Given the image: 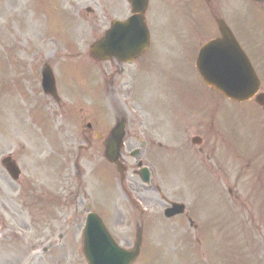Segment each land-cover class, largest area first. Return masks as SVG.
Instances as JSON below:
<instances>
[{
    "label": "rangeland",
    "instance_id": "1",
    "mask_svg": "<svg viewBox=\"0 0 264 264\" xmlns=\"http://www.w3.org/2000/svg\"><path fill=\"white\" fill-rule=\"evenodd\" d=\"M120 2L122 3L121 0ZM203 2L209 11L205 15L201 13L203 9H200L194 22L190 21V15L192 11L194 15L199 9L193 8L191 3L188 4V0H161L160 5L162 3L164 8L159 11L158 4H155L151 12V28L155 30L156 21L159 28L155 32L157 41L173 40L177 44H183L193 36L195 43L207 41L209 35L204 31L210 28L208 18H211L212 14L226 19L237 36L250 33L258 46H262L264 1ZM189 5H192V11ZM178 6V10L189 19L170 24L173 20L172 11ZM67 10L70 11L69 8ZM59 17L57 8L48 7L47 3L44 5V0H0V161L6 156H11L21 171L19 180L14 182L0 165V264H87L81 250V232L89 209L98 212L105 223L108 222L112 235L121 241L124 248L131 249L134 244L136 230L130 222L137 218V213L129 208L125 194L116 185L117 180L111 189L110 205L107 207L105 204L106 161L103 159V153L94 150H68L59 146L63 138L70 142V136H77L86 122L92 120H84V125L78 122L70 132H62L61 119L51 113L54 105L46 104L44 97L39 94L41 89L35 73L42 59L53 64L55 50H63L59 43L54 44L45 39L61 32ZM99 28H106V21L75 22L71 30L75 33L73 41L78 57L71 66L73 68L64 64V69H59L62 75L65 73L64 78L61 77V82L65 85L75 87L77 82L84 85L83 81H97L92 88L95 99L91 98L89 109L85 108V113L80 115L90 114L93 118L106 119V64L95 66L83 57L92 39L97 37L96 29ZM184 31L191 38L180 33ZM192 31L198 35H193ZM43 35L48 36L44 38ZM182 51H178L177 57L169 58L173 60L174 67L185 70L188 80L183 87L187 94L195 85L196 78L193 70L187 69V46L182 47ZM157 52L163 51L159 49ZM262 78L260 91L264 92V72ZM74 100L76 106L81 102L83 104L80 98ZM213 100L216 102L217 99L214 97ZM62 101L66 106H71V99L63 97ZM219 104L215 105L218 106L216 112L219 110ZM226 105L228 109L222 110V123L229 127V133L240 147L237 151L243 156H239L238 164L243 166V163L253 161L254 168L250 169L248 176L245 174L238 180L231 170L225 174L215 172L216 168L212 167L214 173L210 175L219 181L199 179L201 181L192 183V180L186 177L174 181L175 184L184 181L191 185L194 191H200L195 204L200 212L197 216L201 219L200 227L205 226L206 221L204 231L196 232L186 228L178 230L175 227L177 222L171 221L170 224L162 218L158 220L156 212L165 204L160 196L149 193L148 195L154 198V203L150 204L144 220L150 221L148 217H151L157 221L144 231L142 253L135 264H264V135L260 134L264 131V109H257L252 103L233 110L229 109L232 107L230 104ZM247 107L251 108L252 113ZM207 112H212L208 106ZM217 117L214 118L215 126L218 125ZM46 131L47 137L44 136ZM59 132L62 133L61 136ZM226 138L227 133L223 130L222 139ZM71 143L76 144L75 141ZM245 149L247 151H244ZM64 154L68 155L69 163L78 157L79 185L74 184L76 187L73 188L76 191H73L77 197L76 202L73 198L71 201L69 199L72 189L66 174H71L72 170L65 165L67 159H63ZM44 156L51 159L45 160ZM155 158L156 167L152 164L153 174L157 182L161 177L163 183L157 184L164 187L163 194L171 200L190 204L192 198L187 197L189 195L186 187L182 186V194L174 189L168 191L170 184L164 183L166 176L162 166L167 165V159H163L165 157L162 154L156 155ZM224 166L226 168V164ZM67 168L69 169L66 171ZM241 173L239 168L240 176ZM114 178L117 179L115 176ZM217 184L219 190H223V200L218 196ZM228 187L238 198L233 200L227 193ZM42 193L45 196H42ZM107 195L109 196V193ZM77 202L84 208L82 219L78 224L70 221L65 226H68L66 231L62 223L72 212L81 210ZM224 203L229 207V211L225 209ZM157 205L158 208H155ZM117 212L127 218L125 221L128 225L124 229L115 226L114 220L121 223ZM58 233L63 234L62 240L49 245L46 240ZM196 238L204 242V249H198L194 245Z\"/></svg>",
    "mask_w": 264,
    "mask_h": 264
},
{
    "label": "flooded vegetation",
    "instance_id": "2",
    "mask_svg": "<svg viewBox=\"0 0 264 264\" xmlns=\"http://www.w3.org/2000/svg\"><path fill=\"white\" fill-rule=\"evenodd\" d=\"M95 1L99 3V0H93L92 3ZM72 2L77 17L93 16L96 21L106 18V30L112 20L126 17L125 6L120 0H106L105 9L100 15L83 10L78 0ZM152 44L151 36L148 50L132 64H123L117 60L106 61V140L110 138L112 129L118 121L124 120L120 157L124 165L128 162L127 152L138 150L139 156L148 159L152 165L153 158L149 152L166 151L170 160L168 177L173 182L185 177L192 180V183L201 181L199 179H207L208 175L214 173L212 167L216 168L215 172L225 174L231 170L238 180L240 175L236 150L231 148L230 161H223L222 153L226 148L224 149L222 142L220 144V132L214 122L216 116L212 112L210 114L207 112L209 102L207 90L202 86L191 64L187 69L193 70L195 85L185 94L183 86L188 80L185 70H174L170 67V70L165 71V65L158 62L160 53L157 52L164 48L154 47ZM184 44L189 51H193L192 40H187ZM149 74L154 77L148 79ZM117 76L120 78L117 79ZM57 88L60 93L58 86ZM57 103L60 105L59 99ZM103 133L104 131L97 137L89 125L80 140L83 145L100 148ZM143 159L141 160L144 161ZM223 163L226 164V168ZM154 179L156 180V176ZM138 181V178L131 174L121 181L120 185L131 199V195L136 194L141 196L138 197L141 201L147 203L150 201L147 197L150 186H143ZM185 187L189 195L187 197L192 198L191 203L187 204L183 215L172 220H176L178 229L202 230L204 227H200L201 219L197 217L200 212L195 204L200 191H194L186 182ZM154 190L159 192L157 185ZM228 194L233 200L238 198L231 189H228ZM218 196L221 197L220 193ZM137 203L139 201L133 202L136 208ZM139 214L143 215L142 211H139Z\"/></svg>",
    "mask_w": 264,
    "mask_h": 264
},
{
    "label": "water",
    "instance_id": "3",
    "mask_svg": "<svg viewBox=\"0 0 264 264\" xmlns=\"http://www.w3.org/2000/svg\"><path fill=\"white\" fill-rule=\"evenodd\" d=\"M125 26L127 33L126 37L121 39V45L124 44L130 48L128 53L125 56L124 53H119V47L121 46L120 38H110L109 36L106 38L105 33L104 37L91 47L93 52L98 53L100 60L106 59V51L108 56H122L124 58H132L139 53V51L138 53L134 52L135 49L138 50L145 43H134V39H136L134 34L140 29H143L145 32L143 23L138 16H134L122 25L123 28ZM219 30L221 38L210 42L201 50L197 61V68L201 77L206 85L216 88L227 98L237 101L250 99L258 91L259 82L247 59L241 53L229 33V30L222 23H220ZM259 101H261L260 97ZM7 161H4L6 162L5 165L11 171V168H13L12 163L10 164ZM13 177L16 178V174ZM86 224L84 230V250L89 264H131L138 255L140 239H138L135 249L132 252L124 253L123 257L106 259L104 255L106 237L107 239L110 238L105 228L101 221L92 215L88 217ZM107 242H110V240H107ZM117 253L120 254V251Z\"/></svg>",
    "mask_w": 264,
    "mask_h": 264
}]
</instances>
